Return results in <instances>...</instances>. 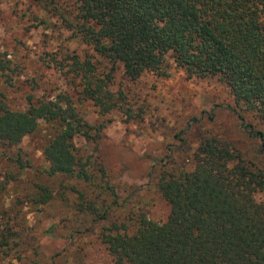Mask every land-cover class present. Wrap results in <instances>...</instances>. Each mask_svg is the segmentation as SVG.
Returning <instances> with one entry per match:
<instances>
[{"label":"trees","instance_id":"1","mask_svg":"<svg viewBox=\"0 0 264 264\" xmlns=\"http://www.w3.org/2000/svg\"><path fill=\"white\" fill-rule=\"evenodd\" d=\"M42 1L55 7L58 0ZM69 1L76 34L99 57L121 66L127 79L162 75L167 52L188 78H216L228 91L232 110L250 112L261 125L255 129L236 112L241 129L259 142L257 154L264 156V0ZM6 69L0 61V72ZM71 71L79 76L80 95L99 115L116 107L118 97L106 89L108 77H95L87 61H74ZM40 124L51 131L43 172L83 187L74 189L73 216L92 217L113 264H264V203L253 197L264 183V168L229 138L201 136L193 151L180 138L178 155H165L155 186L168 214L157 223L135 207L120 216L126 200H119L98 156L75 148L76 136L96 148L103 125H89L62 99L12 110L0 93V150L14 147ZM14 162L22 161L17 156ZM36 189L34 203L53 198L45 187ZM17 218L12 208L0 207V264L21 259ZM54 228L43 234L54 237Z\"/></svg>","mask_w":264,"mask_h":264},{"label":"rangeland","instance_id":"2","mask_svg":"<svg viewBox=\"0 0 264 264\" xmlns=\"http://www.w3.org/2000/svg\"><path fill=\"white\" fill-rule=\"evenodd\" d=\"M52 7L42 0H0V61L7 67L0 72V93L12 110L62 99L89 125H103L96 148L80 136L73 144L85 155L98 156L119 200H126L120 216L135 207L153 222L165 221L168 206L155 186V175L165 155H178L180 138L193 151L201 136H225L264 168V156L256 150L259 142L241 129L236 112L255 129L262 130L261 125L250 112L232 110L231 97L216 78H188L167 52L162 75L144 73L131 81L121 66L99 57L76 34L69 0ZM74 61H87L95 77L110 79L106 89L118 97L115 108L99 115L98 108L82 98L79 76L71 71ZM50 134L40 124L14 147L0 150V207L18 213L14 225L21 234V259L13 263L113 264L99 240L97 223L92 217L73 216L74 189L83 187L43 172ZM17 156L20 165L14 162ZM183 162L190 170V157ZM38 185L52 194L46 204L31 198ZM253 197L264 203V183ZM51 225L54 237L43 234Z\"/></svg>","mask_w":264,"mask_h":264}]
</instances>
